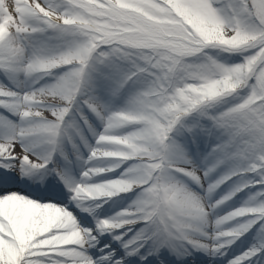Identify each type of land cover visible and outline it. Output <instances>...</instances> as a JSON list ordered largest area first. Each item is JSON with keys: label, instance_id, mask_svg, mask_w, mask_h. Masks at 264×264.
Wrapping results in <instances>:
<instances>
[{"label": "snow or ice", "instance_id": "snow-or-ice-1", "mask_svg": "<svg viewBox=\"0 0 264 264\" xmlns=\"http://www.w3.org/2000/svg\"><path fill=\"white\" fill-rule=\"evenodd\" d=\"M220 3L221 0H62L61 7L45 0H14L10 10L5 0H0V71L6 74L21 70L22 41L30 34L54 30L83 38L66 54L35 58L24 67L29 74L47 75L62 66H71L54 84L23 95L0 86V108L26 122L18 125L6 118L0 122L4 129L0 136V185L16 178L24 180L47 168L50 158H42L35 150L54 145L60 136L93 54L102 62L116 57L131 62L133 67L120 87L140 75L149 76L150 83L126 114L105 116L98 104L83 101L105 123L89 162L115 159L118 163L89 167L79 182L68 183L72 201L79 207L87 201L139 188L141 196L129 210L112 220L99 221L96 227L101 235L124 229L114 239L122 243L126 255H138L149 242L154 246L149 255H158L162 248L174 250L176 242L210 255L225 254L223 250L234 238L247 232L257 220L264 221V202L217 219L215 235L208 233L205 229L211 211L235 192L215 204L202 201L178 177L203 187L216 165L201 175L179 146L170 143L178 127L192 137L198 133L210 135L213 130L224 134L227 139L213 152L225 157L230 156L233 145L243 141L240 154H252L247 171L257 173V183L264 184V0H241L239 8L226 9L218 7ZM208 48L251 54L244 63L231 67L211 58L204 65L185 62ZM245 87L250 88V94L243 102L218 113L207 111L213 102L223 101ZM194 112H200L211 127H185V119ZM80 119L88 125L82 113ZM126 124L138 128L124 136L113 134L114 129ZM17 145L20 153L16 152ZM126 161L136 163L127 169L124 178L90 182ZM222 162L218 160L217 164ZM229 179L231 175L210 184L208 193ZM241 190L242 187L236 189ZM258 195L264 196V191ZM243 217L257 219L239 223L231 230L221 227ZM138 225L143 227L136 228L125 240ZM97 242L93 230L81 228L66 207L41 202L19 191L0 192V264H124L123 259L112 260L115 253L93 260L88 249ZM256 251L251 249L229 264H245ZM147 259L141 257L142 261Z\"/></svg>", "mask_w": 264, "mask_h": 264}, {"label": "rangeland", "instance_id": "rangeland-1", "mask_svg": "<svg viewBox=\"0 0 264 264\" xmlns=\"http://www.w3.org/2000/svg\"><path fill=\"white\" fill-rule=\"evenodd\" d=\"M55 0H52V2ZM241 4V0H221V3L217 5L218 7L222 9H226L229 6H232L234 8H239ZM249 23L251 22V18H247ZM39 33V32H37ZM42 37H47L50 39L49 43V52H56L59 53L60 51L63 54H66L67 52L74 49L77 45L82 43L83 38L79 36L76 33H61L58 31L52 30L51 33L48 35H43ZM29 42L28 40H26ZM25 44V43H24ZM24 44L22 46L24 47ZM249 52H239V51H233V52H225L222 51L219 48H208L205 49L203 53L198 54L193 57L186 58V63L192 64V65H204L209 62L208 58H211L212 60H215L216 62L224 65V66H236L239 64L244 63L245 57L247 55H250ZM31 59V55L29 56ZM133 71V67L131 62L120 60L116 57H113L111 62H102L97 54H93V58L89 61L88 67L85 69V79L87 82H93L99 81V85H102V91L104 93H108L115 97L117 99L115 101L110 102H102V101H93L94 103L98 104L102 110L105 116L108 115H114V114H126L127 106L129 104H134L136 98L138 96L132 95L133 93H142L145 91L150 83V77L147 75H140L137 77H134L133 79L129 80L126 84H124L123 87H120L119 84L121 80L124 78V76L128 73ZM132 89V90H131ZM133 91V92H132ZM132 93V94H131ZM131 94V95H130ZM250 94V88H241L237 91L236 94L226 97L223 99V101L219 102H213L212 105L207 109V111L211 113H218L220 111H224L228 108L234 107L238 105L239 103L243 102L245 98ZM130 95V97H129ZM112 99L110 98V101ZM132 100V101H130ZM134 106V105H133ZM80 112V114H85V117L88 120V125L80 126L79 122L75 120V117L65 118L66 122L64 127L62 126V132L60 136L56 139V142L59 138L65 137L66 131L76 128H78V132H86V136L83 137V143L87 147L84 151L81 150L80 146L75 145L76 150L73 152L76 154V156L79 159V162L76 161L77 167L80 166H89V167H107L108 164L115 165L118 163L116 162H110L109 159H96L91 162H89V157L91 153V149L97 147V139L99 135L104 133L105 123L97 118L95 114H93L89 109L87 112H84L83 109L80 107H77ZM86 111V110H85ZM192 125H199L204 128H210L211 123L207 119H204L200 112H196L195 114H191L188 118L184 121V126L189 127ZM138 126L134 124H126L122 126L119 129H114L113 134L117 136H124L129 134L132 131L137 130ZM68 137V135H67ZM227 137L218 132L213 130L212 133L204 134V133H198L195 137L189 136L183 128L178 127L177 131H175L172 134V138L170 143H175L180 145L182 147V150L185 151H193L195 154L197 153V156H204L202 158L196 157L194 158L193 155H187L189 160L192 162V165L201 170L200 173H202L207 170V168L212 167L213 165H216L214 168V171L209 175V177L203 181V187L191 182L187 178L178 177V179L181 180V182L187 187L188 190H192L197 193H201L203 197L205 198V203L215 204L217 201L223 199L224 196L229 195L230 193L235 192V195H233L229 200H227L224 204L219 205L215 209L211 211V213L219 212L220 214L218 217H223L230 212L240 209L242 207H254L258 204L264 202V196L258 195L260 192L264 191V184L257 183V181L260 180V176L257 173L249 172L247 171L248 167L251 163V153H249L247 156L240 154L243 148V141L239 142L238 144L233 145V147L230 149V156L225 157L223 153L213 152V149L217 147V145L222 144ZM55 142V143H56ZM63 140L60 142L62 143ZM18 146V145H17ZM183 147L185 149H183ZM17 148V147H16ZM47 151H51L53 149V146L46 145L45 146ZM59 153H63V148H59ZM183 153V152H182ZM200 154V155H199ZM204 154V155H202ZM184 156H186L183 153ZM66 159L68 161H72L70 154L66 156ZM218 160H222V163H217ZM136 161H126L123 163H120V166L115 168L114 171L108 172L116 175L117 179L124 178V173L120 172L119 170L122 169V171H127L128 168L134 166ZM65 163L62 159H56L54 161V166L51 167V171L54 176L56 177L55 181L57 182L58 186H60V189L63 191H68V183L70 182H79L82 178V174L77 177L76 175H73V177L65 178V174L63 171V168H69V166H64ZM126 165L124 168L122 166ZM112 167V166H110ZM70 171V169H69ZM71 172V171H70ZM72 173V172H71ZM232 173H238L237 175H232ZM73 174V173H72ZM231 175V179L227 180L225 183L220 184L219 187L214 189L213 192L208 193L207 188L210 184L215 183L216 181L222 179L224 176ZM58 177V178H57ZM17 180V178H16ZM104 182L111 181L110 179H103ZM93 184H99L98 181L92 180L90 181ZM247 184V187H243V185ZM242 187L241 191H236L237 188ZM137 189V188H135ZM138 194L135 196L127 195V197L124 199L123 197L115 199L113 202H111L107 206V210H103L99 212L100 219L102 220H112L114 219V214L110 211L114 206H122V207H129L134 204V202L140 198L141 196V190L138 188L137 190ZM71 194V193H70ZM67 195V193H66ZM128 209V210H129ZM97 218V217H96ZM96 218L92 222H96ZM249 219H257L256 217H243L238 218L236 221L228 222L226 225L221 226L224 230H231L232 228L238 227L239 223H246ZM93 224V223H92ZM95 224V223H94ZM95 226V225H94ZM136 226V228H138ZM206 230V229H205ZM207 231V230H206ZM208 233L215 235L216 228L214 227L213 230L207 231ZM246 235L245 238L240 240L238 242V245L233 248L229 256L230 258L227 259H235L237 251L243 250L244 253L248 252L251 249H257V251H261L264 249V221H259L244 233ZM183 243V242H179ZM109 245L111 246V241L109 239H103L98 243L96 246V249L98 252L103 253L105 251H111L110 249L105 250V246ZM206 253L204 251H196L192 250L190 247H184L183 253ZM222 264H229L226 259H222Z\"/></svg>", "mask_w": 264, "mask_h": 264}, {"label": "bare ground", "instance_id": "bare-ground-1", "mask_svg": "<svg viewBox=\"0 0 264 264\" xmlns=\"http://www.w3.org/2000/svg\"><path fill=\"white\" fill-rule=\"evenodd\" d=\"M46 3L53 4L55 6H61L62 7V0H55L52 2V0H45ZM5 3L9 6L10 10L12 9L14 5V0H5ZM52 30H45L39 33L30 34L26 37H24L22 44H24V55L21 58L19 62L20 71L15 73L6 74L3 71H0V86H3L7 89H10L14 92H18L21 95L24 93H30L36 89H39L41 87L50 86L57 82V80L63 76L66 71L70 70L71 66H62L60 68H57L55 70H52L50 74L43 75V74H29L25 72L23 69L27 65V63L31 62L35 58L40 59H50L59 55H63V53L60 51L59 53L56 52H49V43L50 39L42 37L43 35H48L51 33ZM28 40L29 42H27ZM31 55V59L29 56ZM95 82V83H94ZM93 84H90V81L87 82L84 76L83 82L80 87V91L76 97V100L74 102V105L72 107L71 112L67 116V118L75 117V120L77 123L79 122L80 126H84V122L80 119V112L77 107L82 108L84 112H87V107L84 105V100H91L87 97V95H90L94 91H102V85L96 84L97 81H94ZM98 83V82H97ZM99 84V83H98ZM86 88L89 89V93L85 94ZM132 90V89H131ZM133 92V91H132ZM132 94V93H131ZM130 94V95H131ZM129 95V97H130ZM134 96H139L140 93L136 92L133 93ZM109 97V96H107ZM113 100H116V97H113ZM132 101V100H130ZM133 103L129 104L127 106V111H131L133 108ZM86 110V111H85ZM85 116V114H83ZM5 118L8 121H11L15 124H22L26 122H22L18 116L12 115L10 112L5 111L4 109L0 108V122H3ZM66 122H64L65 124ZM64 127V125H63ZM76 128H78L76 126ZM76 128H72L68 131H66V134L68 137L59 138L57 142L53 146V149L49 152L46 150L45 146H40L37 148L36 154L41 156L42 158L49 159L50 162L47 164V168L38 172L33 173L31 176L24 180H20L19 178L12 180L10 183L0 185V192L5 190L10 191H19L22 192L25 195H28L34 199H37L41 202H52L60 206L66 207L76 218L79 226L83 229H92L93 234L97 236V243L94 247L88 249V255L92 257L93 260L100 261L103 257L108 256L111 253H115V255L112 257L113 261L123 259L124 264H152V261H156V255H149L150 252L154 251V246L151 242L146 244L141 250L138 255H126L125 249L120 248L122 246L121 242H118L114 239L115 236H118L121 234V232L125 231L124 229L120 230L119 232H113L111 234L105 232L103 235L99 234L96 231L97 223L101 221L99 210H106L107 206L113 202L117 198L123 197L124 199L127 197V195L135 196L138 193V188L133 189L130 192L127 193H120L118 195L112 196L111 198H103L97 201H87L81 206H77L72 201L71 195H67V201H64L61 194L65 193L58 188L57 182L54 180V176L52 171L50 170L51 167L54 166V161L56 159H66V156L68 154L71 155V157L77 158L74 152L76 150L75 145L80 146L81 150H84L85 145L83 143V137L86 136V132H78ZM62 132V130H61ZM4 134L3 127H0V136ZM63 139L62 145H57L61 140ZM176 144H178L176 142ZM57 145V146H56ZM59 147H63V153H59L58 149ZM179 148L182 150V147L179 145ZM186 148V147H185ZM183 147V149H185ZM195 151V150H193ZM193 151L189 150L188 152L185 150H182V152L186 155H193L194 158L199 157H205L206 155L200 157L197 156L198 154L194 153ZM16 152L20 153L21 149L19 146L16 148ZM200 155V154H199ZM188 158V157H187ZM189 159V158H188ZM110 162H116L115 159H109ZM77 161V159H75ZM135 163V162H133ZM113 166V164H108L107 167ZM126 165L122 166L124 168ZM89 166H83L80 168L81 174L87 169ZM120 172L125 173L126 171H122V169L119 170ZM201 171V170H200ZM0 175H3L2 172H0ZM110 179L116 180V175L112 173H104L103 175H97L93 177V180L98 181L99 183H103V179ZM49 188V189H48ZM192 193L196 194L198 197L202 199V201L205 200L203 195L201 193H197L191 190ZM99 205V207H98ZM129 207H122V206H116L111 210L114 214V218L117 216L118 213L123 212L124 210H128ZM220 213H210L208 217V227L206 228L207 231H211L215 227V221L221 217H218ZM93 217L96 218V222L92 224ZM95 225V226H94ZM139 227H143L142 225H139ZM138 227V228H139ZM136 231V227L133 229V232H129L127 236L124 237L125 240H127L129 237H131ZM109 239L111 241V246L107 247L105 246V250L112 249L111 252L105 251L103 253L98 254L96 246L100 242V239ZM246 235L242 234L238 238H234L233 242L230 243L229 246H227L223 251L225 254L223 255H216V254H208V253H192L189 255H185L183 252L184 247L186 246L184 243L176 242L174 244V250H170L169 248H162L160 249V252L158 254L160 261H166L168 264H222V259H226V261L230 262L233 259H227L230 258L229 253L230 251L235 248L238 245V242L245 238ZM225 243H227V239L225 240ZM117 250V251H116ZM244 254L243 250H238L236 254V258ZM147 256L148 259L146 261H142L141 257ZM264 259V250L256 251V253L251 256L245 264H264L261 260ZM192 261V262H191ZM171 262V263H170ZM107 264V262H106Z\"/></svg>", "mask_w": 264, "mask_h": 264}]
</instances>
